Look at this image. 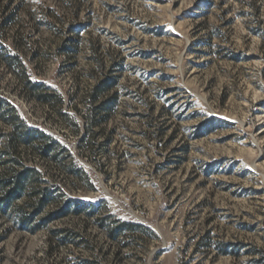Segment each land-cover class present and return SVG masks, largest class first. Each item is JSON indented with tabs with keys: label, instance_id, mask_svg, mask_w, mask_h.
Listing matches in <instances>:
<instances>
[{
	"label": "rangeland",
	"instance_id": "obj_1",
	"mask_svg": "<svg viewBox=\"0 0 264 264\" xmlns=\"http://www.w3.org/2000/svg\"><path fill=\"white\" fill-rule=\"evenodd\" d=\"M0 98L65 149L29 162L61 194L34 222L86 205L0 213V264H264V0H0Z\"/></svg>",
	"mask_w": 264,
	"mask_h": 264
},
{
	"label": "trees",
	"instance_id": "obj_2",
	"mask_svg": "<svg viewBox=\"0 0 264 264\" xmlns=\"http://www.w3.org/2000/svg\"><path fill=\"white\" fill-rule=\"evenodd\" d=\"M12 14L8 15L2 21L1 26H6L11 20ZM64 52H67L69 46L63 45ZM8 64H19L21 59L14 56H7ZM29 93L33 94L38 101L55 100L57 103L62 102V98L56 92H51V96L43 95L44 87L38 82H32L26 78L25 82ZM116 84L115 76H108L98 82L94 87L91 97L96 99L98 94L108 92ZM113 98H107L99 105L90 106V128L97 122L98 115L101 113L110 112L113 108ZM0 123L8 126L9 130L0 132V151L3 153V158L0 160V213L7 214L11 212L13 216L23 225L35 232L41 229L52 219L67 216L70 213L78 214L86 205L77 201L67 200L61 207L53 212H50L43 217L39 222H34L36 216L42 213L47 205L57 202L61 198L60 193H55V190L44 185L41 177L40 169L34 164L29 163L34 159V155L42 160L50 162L59 161V153L65 151L60 148L57 142L49 136L42 134L39 130L27 127L20 119L15 109L5 100L0 98ZM22 200V203H18ZM87 210V209H86ZM94 208L90 209L87 215H91ZM101 225L104 219H101ZM141 223L132 221L115 220L113 227L109 230V237L116 240L122 229L128 227H141ZM58 232V231H53ZM65 236L59 238L61 243L65 244L69 241L68 236L72 235V231L64 229Z\"/></svg>",
	"mask_w": 264,
	"mask_h": 264
}]
</instances>
